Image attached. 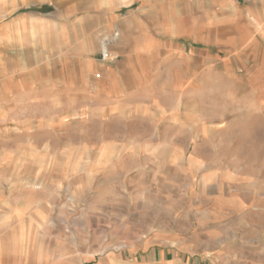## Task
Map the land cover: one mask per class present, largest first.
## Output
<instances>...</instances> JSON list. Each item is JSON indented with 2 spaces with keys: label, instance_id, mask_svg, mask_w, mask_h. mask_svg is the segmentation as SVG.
I'll return each mask as SVG.
<instances>
[{
  "label": "rangeland",
  "instance_id": "rangeland-1",
  "mask_svg": "<svg viewBox=\"0 0 264 264\" xmlns=\"http://www.w3.org/2000/svg\"><path fill=\"white\" fill-rule=\"evenodd\" d=\"M218 22L221 44L254 57L185 93L157 78L151 97L174 115L156 123L139 97L125 119L98 94L0 77V264H264V0Z\"/></svg>",
  "mask_w": 264,
  "mask_h": 264
},
{
  "label": "crops",
  "instance_id": "crops-1",
  "mask_svg": "<svg viewBox=\"0 0 264 264\" xmlns=\"http://www.w3.org/2000/svg\"><path fill=\"white\" fill-rule=\"evenodd\" d=\"M220 8L234 14L236 0H0V77L12 83L15 77L23 82L40 76L35 88L50 87L52 98L71 92L98 94L115 101L101 106L103 114L122 110L118 115L125 119L136 108L131 99L139 97L151 103L140 117L156 123L157 117L174 115L151 97L160 83L157 78H179L178 87L162 86L163 91L185 93L189 76L218 85L222 76L235 79L239 61L254 57L246 50L238 56L234 37L221 44ZM114 32L118 35L112 39ZM104 37L111 38L106 61L100 59ZM226 45L231 50L221 52ZM260 57L257 60L263 62ZM260 64L249 75L255 72L263 82ZM252 87V93L263 94V84ZM142 106L146 107H137Z\"/></svg>",
  "mask_w": 264,
  "mask_h": 264
},
{
  "label": "built area",
  "instance_id": "built-area-1",
  "mask_svg": "<svg viewBox=\"0 0 264 264\" xmlns=\"http://www.w3.org/2000/svg\"><path fill=\"white\" fill-rule=\"evenodd\" d=\"M117 37V34L114 33L111 35V38L114 39ZM111 38L104 37L100 41V55L102 60H107L110 58L109 53H108V47L111 43Z\"/></svg>",
  "mask_w": 264,
  "mask_h": 264
}]
</instances>
